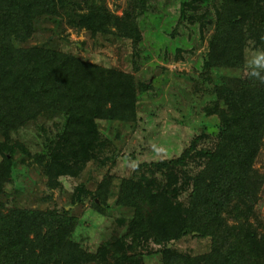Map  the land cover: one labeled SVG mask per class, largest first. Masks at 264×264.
Wrapping results in <instances>:
<instances>
[{
  "label": "trees",
  "instance_id": "obj_1",
  "mask_svg": "<svg viewBox=\"0 0 264 264\" xmlns=\"http://www.w3.org/2000/svg\"><path fill=\"white\" fill-rule=\"evenodd\" d=\"M64 3L74 29L133 46L142 40L137 17L151 5L128 0L119 15L105 0H0V264H144L153 254L161 264H264V174L255 168L264 146V67H244L248 41L264 53V0H179L178 23H197L200 33L211 28L199 83L216 131L210 135L204 124L179 155L137 163L121 178L114 206L123 211L94 249L74 238L79 218L71 208L8 204L5 183L17 153L50 191L62 187V177L80 179L88 163L97 171L113 165L114 140L101 126L135 123L139 93L151 87L48 43L29 45L35 19L62 17ZM51 114L61 121L52 122L39 151L13 139ZM112 181L108 170L94 189L78 181L69 204L106 215ZM183 237L206 239L208 248L179 250L173 242Z\"/></svg>",
  "mask_w": 264,
  "mask_h": 264
},
{
  "label": "rangeland",
  "instance_id": "obj_2",
  "mask_svg": "<svg viewBox=\"0 0 264 264\" xmlns=\"http://www.w3.org/2000/svg\"><path fill=\"white\" fill-rule=\"evenodd\" d=\"M105 1L119 15L128 2ZM149 1L150 7L137 17L142 33V40L137 46L127 39L103 35L92 38L87 31L74 29L68 23L69 6L66 3L60 6L62 17L38 16L35 19V31L28 40L29 45L45 42L55 49L77 53L104 66L128 72L136 80L151 85L148 91L139 93L135 123L111 121L101 126L114 140L117 154L113 165L108 163L97 171L92 163H88L80 179L62 177V187L50 191L46 189L45 179L39 169L21 163L20 159L25 156L17 153L12 179L5 183L8 204L71 208L72 213L79 218L74 238L89 249H94L107 237L113 224L112 218L121 215L123 210L114 206L115 196L121 178L129 176L137 163L179 155L190 140L201 132L204 124L210 135L216 131V116L203 112V106L211 99L210 95L202 91L199 83L207 48L206 38L211 28L206 26L200 33L197 23H178L179 0ZM244 67L246 70L264 67V53L253 48L251 41H248L244 50ZM220 71L232 72L227 68H221ZM59 118V114L39 117L37 121L13 133V139L22 142L31 153L39 151L43 148L45 135L50 129H55L52 122L61 121ZM255 168L264 174V146L255 160ZM107 170L113 174V183L106 215L96 212L86 203L69 204L70 194L78 181L87 179L88 188L94 189ZM258 207L264 215V187L260 192ZM207 242L206 239L183 237L173 242V245L179 250L191 247L194 253H201L207 250ZM144 264H161L159 255L145 257Z\"/></svg>",
  "mask_w": 264,
  "mask_h": 264
}]
</instances>
